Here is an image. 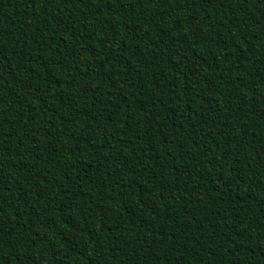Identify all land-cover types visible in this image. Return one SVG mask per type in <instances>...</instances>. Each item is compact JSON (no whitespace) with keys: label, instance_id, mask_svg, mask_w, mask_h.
<instances>
[{"label":"trees","instance_id":"obj_1","mask_svg":"<svg viewBox=\"0 0 264 264\" xmlns=\"http://www.w3.org/2000/svg\"><path fill=\"white\" fill-rule=\"evenodd\" d=\"M0 264H264V0H0Z\"/></svg>","mask_w":264,"mask_h":264}]
</instances>
